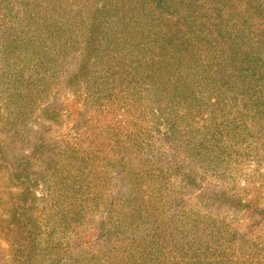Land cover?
Masks as SVG:
<instances>
[{"label": "trees", "instance_id": "1", "mask_svg": "<svg viewBox=\"0 0 264 264\" xmlns=\"http://www.w3.org/2000/svg\"><path fill=\"white\" fill-rule=\"evenodd\" d=\"M2 3L1 71L25 44H51L49 78L17 116L107 122L89 130L104 156L88 201L72 195L50 224L46 132L19 144L7 127L0 264H264V178L241 164L264 147V0H35L14 31Z\"/></svg>", "mask_w": 264, "mask_h": 264}, {"label": "rangeland", "instance_id": "2", "mask_svg": "<svg viewBox=\"0 0 264 264\" xmlns=\"http://www.w3.org/2000/svg\"><path fill=\"white\" fill-rule=\"evenodd\" d=\"M15 1V5H10L15 7H9L10 0H3L1 6V12L6 18L5 21L12 23L10 24L13 27L11 31H14L17 23H20L22 18L29 15L27 13L31 8H35L34 5L31 7L26 6L27 3H34L35 0ZM36 6L39 7L35 10L39 12L40 17L43 19H50L56 13L47 3ZM38 21L37 24H40L39 28H41L42 21ZM58 27H63L60 20H58ZM33 28L36 31L38 29L36 25ZM42 37H46L45 34ZM17 38L19 37L17 36ZM43 45L48 47L44 51H42ZM36 46L37 44L34 46L25 44L22 49L17 50L15 57L5 66L8 69L4 72L0 70V139L7 140V127H9L10 134L15 133L18 136L16 139H18L19 144L25 138L34 137L36 131L44 128L47 147L41 166L44 169H49V176L54 181L49 187L51 188V194L44 207L45 219L50 224L51 217L62 218L68 212L70 206L76 203H71L72 195L77 197L78 200L76 201L78 203L85 204L88 201L91 190H94V187H92L94 173L100 171L102 167V163L97 160L102 155L99 151L100 146L93 144L94 138H90L92 130H89L97 126L101 128L107 120L99 117L96 121L90 120L87 122L81 113L72 115L71 110H68L58 123H43L40 126L41 123L36 119L39 112L30 119L21 114L19 117L17 116L21 93L30 92L31 100H29V103L31 101L37 102L38 92L42 91L41 87L49 78V67L45 65V62L48 63L51 44L42 42V46L37 48ZM58 94V96H52L49 100H46L47 103L45 104L49 106L55 104L62 97L61 93ZM44 101L41 99L39 102ZM107 111H109L108 108L102 114L106 115ZM97 131L99 132V130ZM246 153L248 157L244 155V159L241 161L244 174L253 181H258V178L263 179L264 147L259 153H257L255 147L253 150L247 149ZM55 176L57 178L68 177L69 188H66L69 191L67 193L57 188L55 185L57 178H54ZM245 184H247L246 181L241 180L240 185L244 186ZM88 206L91 207V204L89 203ZM221 214L232 215L227 210Z\"/></svg>", "mask_w": 264, "mask_h": 264}]
</instances>
